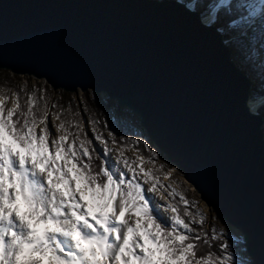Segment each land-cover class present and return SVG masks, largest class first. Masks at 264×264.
<instances>
[{
	"label": "water",
	"instance_id": "water-1",
	"mask_svg": "<svg viewBox=\"0 0 264 264\" xmlns=\"http://www.w3.org/2000/svg\"><path fill=\"white\" fill-rule=\"evenodd\" d=\"M224 38L179 0H0V69L138 115L264 264V117Z\"/></svg>",
	"mask_w": 264,
	"mask_h": 264
},
{
	"label": "snow or ice",
	"instance_id": "snow-or-ice-1",
	"mask_svg": "<svg viewBox=\"0 0 264 264\" xmlns=\"http://www.w3.org/2000/svg\"><path fill=\"white\" fill-rule=\"evenodd\" d=\"M227 5L208 4L203 22L214 24ZM200 6L197 0L186 4L190 11ZM249 8L229 28L260 12ZM37 91L21 89L10 109L9 97L0 95V264H244L228 243L220 245L226 255L211 251L223 233L204 232L198 205L145 168L156 162V151L144 144L146 155L130 160L120 151L109 161L108 141L96 136L103 145L98 153L83 128L67 131L59 114L57 137ZM165 199L171 202L161 204Z\"/></svg>",
	"mask_w": 264,
	"mask_h": 264
},
{
	"label": "rangeland",
	"instance_id": "rangeland-1",
	"mask_svg": "<svg viewBox=\"0 0 264 264\" xmlns=\"http://www.w3.org/2000/svg\"><path fill=\"white\" fill-rule=\"evenodd\" d=\"M179 1L186 3L185 0ZM237 1L244 5L241 8L245 12L244 17H247L249 11L252 10L249 5L260 9L258 13H261V16L259 20L255 16L252 17L249 23L242 24L239 31L235 33L231 31L228 24H224L223 30L227 32V37L222 33L224 39H226L225 42L227 41V45L231 48L232 58L240 66L247 65V67H243V70L247 71L246 75L249 74L248 77L251 76L250 78L253 79L257 95L264 96V5L260 4L261 0ZM205 16H202V18ZM21 89L28 93L41 90L37 91L38 107L40 103L47 101L49 106V128L57 137L60 133L55 131V127L59 126L61 120L64 121L65 128L69 132L76 133L82 127L87 137L92 140L93 147L96 148L98 153L102 154L103 145L96 139L97 135L102 136L108 141V147L112 149L111 154L106 157L109 161L115 162L119 158L120 151H124L125 158L130 160L136 159L138 155H146L147 149L143 146L147 144L149 148L157 152V158L154 164L146 163L145 168L160 175L165 185H170L195 202L198 208L194 211L201 212L206 217V228L212 234L213 229H215L216 235L223 233L220 239L230 245L237 261L242 260L244 264H251V260L246 254L244 242L238 243V241L243 240L242 233L204 204L200 195L185 181L178 168L160 152L150 139L146 130L142 127L138 115L110 100L106 94H96L92 90L79 91L78 93L65 92L61 89L54 90L45 79H37L28 75H16L9 70L0 69V95L9 97L6 101V108H12L16 100V94ZM26 100L24 99V101ZM24 101L21 102L22 106H24ZM55 114H59L61 120H56L54 118ZM40 127L42 128L43 125ZM110 127L115 133L108 131ZM119 131H124V133L118 136L116 132ZM71 139L72 137L69 138V142H71ZM118 167H122V165H118ZM171 169H176V171L171 172L170 179L164 180L163 175L170 172ZM157 196L159 198V194ZM165 196H167L166 193ZM169 202L171 201L165 199L160 203L166 204ZM165 215H170V213H165ZM241 249H244V251H241Z\"/></svg>",
	"mask_w": 264,
	"mask_h": 264
},
{
	"label": "trees",
	"instance_id": "trees-1",
	"mask_svg": "<svg viewBox=\"0 0 264 264\" xmlns=\"http://www.w3.org/2000/svg\"><path fill=\"white\" fill-rule=\"evenodd\" d=\"M185 2L188 3V2H191V0H185ZM197 2H198V4L202 5V6L198 7L197 10L199 12H201L202 16H205L208 13L207 5L208 4H218L220 2V0H199ZM239 4H241L240 1L231 0V2L226 7L222 8L217 13V21L215 22V25L219 29H223V25L224 24L230 25L234 20L241 19V16H243L245 14V12L243 11V9L237 7ZM231 31L233 33H235L237 31H239V28L231 29ZM223 33H224L225 37H227V32H224L223 31ZM263 64H264V61H263ZM243 67H247V65L244 64ZM25 97H27V95H24L23 96V101H24V99L26 100L28 98V97L27 98H25ZM260 113L264 116V108L260 110ZM108 131L115 133V131H113V129L111 127H110V129H108ZM123 133H124V131L116 132V134L118 136H120V134H123ZM96 163L99 164L100 161H96ZM181 207H183V206H181ZM203 231L206 232V233H208L209 236L212 235V233L210 232V230H208L205 225L203 226ZM211 243H212L211 251L217 252V254H219V255H225L226 254V253H224L221 250L220 245H222L223 243H227V242L223 241L222 239H219V240H214ZM207 250L208 249L205 246L204 251H207Z\"/></svg>",
	"mask_w": 264,
	"mask_h": 264
},
{
	"label": "bare ground",
	"instance_id": "bare-ground-1",
	"mask_svg": "<svg viewBox=\"0 0 264 264\" xmlns=\"http://www.w3.org/2000/svg\"><path fill=\"white\" fill-rule=\"evenodd\" d=\"M229 2H230V0H228V4H229ZM261 4V3H260ZM264 7V6H263ZM260 16H261V13H258L255 17L256 18H258V20H259V18H260ZM202 21H203V18H202ZM204 23V22H203ZM212 25V24H211ZM215 25V24H214ZM226 40V39H225ZM230 47V46H229ZM231 49V48H230ZM231 54H232V52H231ZM232 57V56H231ZM233 59V58H232ZM234 60V59H233ZM236 64L241 68V70H242V72L244 73V75L250 80V83H251V85H252V95H251V98L249 99V102H248V105H249V108H250V110H251V112H253V113H260V109L262 108V106L264 105V96H258L257 95V91H256V89L254 88V87H256L255 86V84H254V81H253V79L252 78H250V77H248V75H246V73H247V71H245V70H243V66L241 65H239L237 62H236ZM258 90V89H257ZM263 111V110H262ZM261 114V113H260ZM264 117V116H263ZM157 198H158V196H157ZM159 199V198H158ZM161 201H163V200H161ZM160 201V202H161ZM210 209V208H209ZM233 227V226H232Z\"/></svg>",
	"mask_w": 264,
	"mask_h": 264
}]
</instances>
